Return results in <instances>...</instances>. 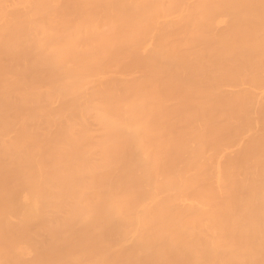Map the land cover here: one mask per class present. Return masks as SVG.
Returning a JSON list of instances; mask_svg holds the SVG:
<instances>
[{
    "label": "bare ground",
    "instance_id": "6f19581e",
    "mask_svg": "<svg viewBox=\"0 0 264 264\" xmlns=\"http://www.w3.org/2000/svg\"><path fill=\"white\" fill-rule=\"evenodd\" d=\"M0 264H264V0H0Z\"/></svg>",
    "mask_w": 264,
    "mask_h": 264
}]
</instances>
